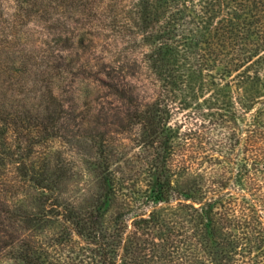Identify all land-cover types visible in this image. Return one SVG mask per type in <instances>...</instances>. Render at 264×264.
Listing matches in <instances>:
<instances>
[{
    "label": "trees",
    "instance_id": "trees-1",
    "mask_svg": "<svg viewBox=\"0 0 264 264\" xmlns=\"http://www.w3.org/2000/svg\"><path fill=\"white\" fill-rule=\"evenodd\" d=\"M216 81L264 90V0H0V226L39 216L20 195L58 207L53 144L105 150L138 128L169 150L175 101Z\"/></svg>",
    "mask_w": 264,
    "mask_h": 264
},
{
    "label": "rangeland",
    "instance_id": "rangeland-1",
    "mask_svg": "<svg viewBox=\"0 0 264 264\" xmlns=\"http://www.w3.org/2000/svg\"><path fill=\"white\" fill-rule=\"evenodd\" d=\"M216 83L175 101L169 150L138 128L105 137V150L53 144L50 164L66 166L58 207L18 196L16 208L39 216L0 226V264H264V99L237 103L264 90ZM223 100L227 113L215 112Z\"/></svg>",
    "mask_w": 264,
    "mask_h": 264
}]
</instances>
